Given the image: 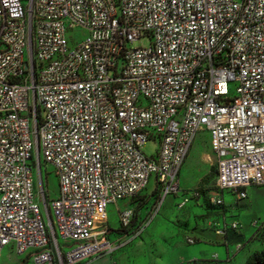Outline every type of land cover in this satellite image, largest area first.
Listing matches in <instances>:
<instances>
[{
	"label": "built area",
	"instance_id": "built-area-1",
	"mask_svg": "<svg viewBox=\"0 0 264 264\" xmlns=\"http://www.w3.org/2000/svg\"><path fill=\"white\" fill-rule=\"evenodd\" d=\"M201 131L216 156L212 205L264 187V0H0V260L8 246L27 264L113 254L146 224L112 240L109 205L152 178L158 210L181 191L179 209L200 202L179 174ZM117 209L128 228L134 210ZM224 222L207 224L221 237L241 228Z\"/></svg>",
	"mask_w": 264,
	"mask_h": 264
},
{
	"label": "rangeland",
	"instance_id": "rangeland-1",
	"mask_svg": "<svg viewBox=\"0 0 264 264\" xmlns=\"http://www.w3.org/2000/svg\"><path fill=\"white\" fill-rule=\"evenodd\" d=\"M76 35L83 37L82 32H77ZM148 45L149 40L143 39L133 46ZM231 88L234 92L235 87L231 85ZM209 139L208 133L204 131L196 136L179 174L181 190H189L196 186L204 188L206 192L213 191L216 177L215 164L204 165L202 160V156L210 154L213 156ZM158 147L157 142L150 140L143 145L142 151L146 156L154 157ZM41 163L42 178L49 200L55 199L59 193V181L55 169L51 164L45 163L43 157ZM36 183L39 186L38 173H36ZM155 186V179L152 178L143 193L151 194ZM181 194L182 191L177 198L168 196L159 210L158 203L153 198H144L142 202H137L138 199L129 202L130 208H134L137 212L135 224L146 225L140 235L132 237L117 249L111 258L112 264H248L252 255L264 251V187H250L248 198L241 201H237L235 195L225 191L223 196L227 210L224 215L222 211L214 210L204 203L203 199L200 202L191 200L185 209H179L177 204L181 200ZM37 201L43 207L41 196L37 197ZM174 201L176 203H173ZM117 206L124 208L128 203L119 201L117 205L108 207L106 224L108 236L112 240L116 235H119L118 238L122 236V233L117 232L120 229ZM225 216L227 223L233 219L240 222L241 236L221 237L208 226L210 220L215 222L220 220L223 228ZM138 228H134L132 232H136ZM188 237H193L197 242L188 244ZM226 241L229 242L230 247H226ZM0 264H21V260L7 250Z\"/></svg>",
	"mask_w": 264,
	"mask_h": 264
},
{
	"label": "trees",
	"instance_id": "trees-1",
	"mask_svg": "<svg viewBox=\"0 0 264 264\" xmlns=\"http://www.w3.org/2000/svg\"><path fill=\"white\" fill-rule=\"evenodd\" d=\"M215 169H216V167H215ZM216 173H217V170H216ZM195 188H197V190H199L201 192L204 203H207L214 210L222 211L223 214L226 212L227 209H226L225 205L214 206L210 203V198H209L208 192H206V190L204 188H202V187H195ZM144 198H146V199L153 198V199H156V201L158 202L159 201L158 190L154 189V191H152L151 194H147V195L144 193L143 194L140 193V194L136 195L135 197H133L127 201L128 207H131V204L129 205V202L135 201L136 199H138L137 202H142V200ZM133 210H134V221H133V223L128 228H123L122 226H120V229L117 230L118 233L126 234V233H129L130 231L134 230V228H138L139 226H141V225H138V223H137L138 226L135 224L137 212L135 211L134 208H133ZM215 213L221 214V212H215ZM229 235H231L233 237L234 236L238 237V236H241V232L235 231V230H228L227 234L224 237L225 238L230 237ZM248 264H264V251H262L259 254L252 255L248 260Z\"/></svg>",
	"mask_w": 264,
	"mask_h": 264
},
{
	"label": "crops",
	"instance_id": "crops-1",
	"mask_svg": "<svg viewBox=\"0 0 264 264\" xmlns=\"http://www.w3.org/2000/svg\"><path fill=\"white\" fill-rule=\"evenodd\" d=\"M205 132V131H204ZM208 133V132H207ZM208 135H209V133H208ZM209 137H210V135H209ZM194 144V143H193ZM193 146V145H192ZM209 146H210V148H211V145H210V139H209ZM212 151V150H211ZM213 153V152H212ZM189 156V155H188ZM188 158V157H187ZM202 160H203V162H204V165H210V164H215L216 163V156H215V154L213 153V156L210 154V155H207V156H202ZM184 165V164H183ZM181 171V170H180ZM179 184H180V182H179ZM196 187V186H195ZM195 187H193V188H195ZM193 188H191V189H189V190H192ZM177 196L178 195H176V198H177ZM173 203H176L175 201L173 202ZM174 205H176V204H174ZM125 207H127V206H125ZM186 208V207H185ZM184 208V209H185ZM117 236V235H116ZM113 237V240L114 241H116L117 239H118V236L117 237ZM229 236H231V235H229ZM231 238H234L233 236H231ZM220 244V243H219ZM226 244H227V246L226 247H230L229 246V242H227L226 241ZM225 244V245H226ZM9 251L10 253H12V254H14L15 256H17V257H19L20 258V260H21V264H27V263H29V261H30V255L28 254V255H24V256H20V255H18L16 252H15V250H14V248H13V246H8V247H6L5 249H4V251H3V255H4V253H5V251ZM116 252V251H115ZM114 252V253H115ZM114 253L113 254H111V255H105V256H103V257H100V258H98V259H95V260H92V261H89V262H87V263H85V264H112V256L114 255ZM3 255H2V257H3ZM2 259V258H1ZM1 261V260H0Z\"/></svg>",
	"mask_w": 264,
	"mask_h": 264
}]
</instances>
